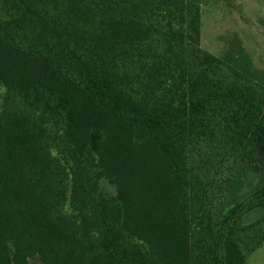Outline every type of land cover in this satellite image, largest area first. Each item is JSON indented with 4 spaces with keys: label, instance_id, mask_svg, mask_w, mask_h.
Listing matches in <instances>:
<instances>
[{
    "label": "trees",
    "instance_id": "obj_1",
    "mask_svg": "<svg viewBox=\"0 0 264 264\" xmlns=\"http://www.w3.org/2000/svg\"><path fill=\"white\" fill-rule=\"evenodd\" d=\"M202 0H0V264H245L264 241V70L200 46Z\"/></svg>",
    "mask_w": 264,
    "mask_h": 264
},
{
    "label": "rangeland",
    "instance_id": "obj_2",
    "mask_svg": "<svg viewBox=\"0 0 264 264\" xmlns=\"http://www.w3.org/2000/svg\"><path fill=\"white\" fill-rule=\"evenodd\" d=\"M200 19L204 51L220 55L224 39L236 34L254 66L264 70V0H202ZM245 264H264V241Z\"/></svg>",
    "mask_w": 264,
    "mask_h": 264
}]
</instances>
